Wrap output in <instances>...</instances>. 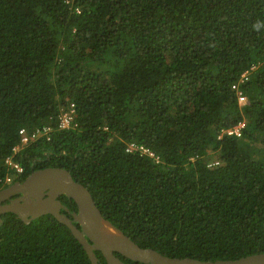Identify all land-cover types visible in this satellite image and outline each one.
<instances>
[{
  "label": "trees",
  "instance_id": "obj_1",
  "mask_svg": "<svg viewBox=\"0 0 264 264\" xmlns=\"http://www.w3.org/2000/svg\"><path fill=\"white\" fill-rule=\"evenodd\" d=\"M71 104L77 125L58 129ZM240 122L241 137L223 133ZM44 125L50 139L15 155L17 180L66 168L114 225L171 257L264 253V0H0V190L20 130ZM2 218L0 264H92L53 215Z\"/></svg>",
  "mask_w": 264,
  "mask_h": 264
},
{
  "label": "water",
  "instance_id": "obj_2",
  "mask_svg": "<svg viewBox=\"0 0 264 264\" xmlns=\"http://www.w3.org/2000/svg\"><path fill=\"white\" fill-rule=\"evenodd\" d=\"M63 195L77 204V211L71 212L72 217L62 212V209L69 212L68 206L60 199ZM7 212L15 213L26 223L47 214L53 215L70 228L92 264H103L96 250L101 251L107 264H127L117 253L141 264H264V253L211 261L171 257L154 248L142 247L107 219L90 190L62 167L39 168L23 181H15L1 189L0 223Z\"/></svg>",
  "mask_w": 264,
  "mask_h": 264
},
{
  "label": "built area",
  "instance_id": "obj_3",
  "mask_svg": "<svg viewBox=\"0 0 264 264\" xmlns=\"http://www.w3.org/2000/svg\"><path fill=\"white\" fill-rule=\"evenodd\" d=\"M247 72H245L242 77L241 81L247 79ZM234 88L238 89L236 85H234ZM238 97L241 104H244L246 102V96L243 94L242 91L238 90ZM76 117V110L75 105L71 104L69 108L62 107L61 111L58 116V129H68L74 125ZM77 125L75 121V126ZM244 123L240 122L237 126H234L232 128L225 129L223 131L224 134L227 135H236L238 137L242 136V129L244 128ZM54 127L52 125H44L42 127H37L33 130H29L26 128H23L20 130L21 140L17 146L14 147L13 154L6 158L5 163L13 170L11 173H9L5 178V184H12L15 182V180L24 172L23 167L19 162L15 160V155L23 149L28 144L32 143L33 141L38 140L40 137H47L50 139L51 132H53ZM129 150H137L140 151L143 154H147L151 157H154V153L147 149L144 146H139L135 143L129 144ZM219 162L216 161L214 164H218ZM210 166H212L210 164Z\"/></svg>",
  "mask_w": 264,
  "mask_h": 264
},
{
  "label": "rangeland",
  "instance_id": "obj_4",
  "mask_svg": "<svg viewBox=\"0 0 264 264\" xmlns=\"http://www.w3.org/2000/svg\"><path fill=\"white\" fill-rule=\"evenodd\" d=\"M210 158L208 159L209 163L213 166V163L217 160H219L218 154L215 153L214 151H210Z\"/></svg>",
  "mask_w": 264,
  "mask_h": 264
},
{
  "label": "flooded vegetation",
  "instance_id": "obj_5",
  "mask_svg": "<svg viewBox=\"0 0 264 264\" xmlns=\"http://www.w3.org/2000/svg\"><path fill=\"white\" fill-rule=\"evenodd\" d=\"M34 171H35V170H34ZM31 173H32V172H31ZM31 173H30V174H31ZM19 180H20V181H23L22 179H18V180L16 179L15 181H19ZM17 196H18V195H15L14 197H17ZM129 264H131V263H129ZM139 264H140V263H139Z\"/></svg>",
  "mask_w": 264,
  "mask_h": 264
}]
</instances>
